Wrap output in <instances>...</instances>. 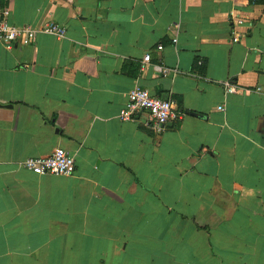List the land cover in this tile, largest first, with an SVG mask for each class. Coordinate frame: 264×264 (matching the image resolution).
<instances>
[{
	"label": "crops",
	"instance_id": "1",
	"mask_svg": "<svg viewBox=\"0 0 264 264\" xmlns=\"http://www.w3.org/2000/svg\"><path fill=\"white\" fill-rule=\"evenodd\" d=\"M0 5L66 29L0 41V264H264V0ZM136 86L181 119L120 121ZM58 148L73 175L23 168Z\"/></svg>",
	"mask_w": 264,
	"mask_h": 264
},
{
	"label": "built area",
	"instance_id": "2",
	"mask_svg": "<svg viewBox=\"0 0 264 264\" xmlns=\"http://www.w3.org/2000/svg\"><path fill=\"white\" fill-rule=\"evenodd\" d=\"M10 10L0 5V41L5 45L21 44L28 46L33 44L40 34H50L63 38L66 35V29L58 24H49L46 26H16L9 23ZM233 24L238 27L244 23L240 19L232 17ZM235 27L231 33L235 41H238L240 36L236 33ZM174 43L178 42V38L173 39ZM159 50L163 49L162 45L158 46ZM144 63L151 62V55L147 54ZM169 74L168 69L163 68V76ZM226 95L246 94L250 90L239 87L231 81L223 83ZM256 91L260 92L261 88ZM149 91L136 86L128 94V103L124 106L119 114V119L122 122H136L141 115H146V124L151 126L157 133L166 129V125L170 122H175L181 119L182 114L177 110L176 104L170 99H164L153 96ZM219 111H225V106H219ZM24 169L42 176V175H57L71 176L76 171V162L74 156L66 150L58 148L49 157H30L23 161Z\"/></svg>",
	"mask_w": 264,
	"mask_h": 264
}]
</instances>
